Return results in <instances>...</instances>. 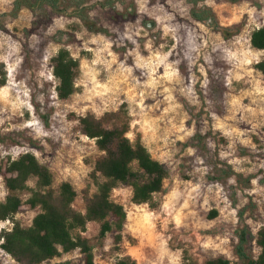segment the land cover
Wrapping results in <instances>:
<instances>
[{
	"label": "rangeland",
	"instance_id": "374dc122",
	"mask_svg": "<svg viewBox=\"0 0 264 264\" xmlns=\"http://www.w3.org/2000/svg\"><path fill=\"white\" fill-rule=\"evenodd\" d=\"M15 1L0 0V14ZM77 1L106 33L75 16L37 20L28 8L0 21V201L6 163L32 152L51 169L56 189L73 184L74 207L85 211L83 191H97L90 174L102 152L79 117L124 110L128 136L140 135L169 177L153 205L135 204L130 186L113 191L128 214L123 241L100 239V225L90 223L85 236L96 263L131 256L138 264H207L222 256L240 264V214L254 233L264 226V74L255 67L264 51L251 44L264 27V0ZM194 1L239 33L226 38L193 20ZM61 48L80 60L78 91L67 100L58 97L52 68ZM38 213L24 205L17 219L29 227ZM11 227L0 222V264H21L1 248V232ZM80 263L77 250L44 264Z\"/></svg>",
	"mask_w": 264,
	"mask_h": 264
},
{
	"label": "trees",
	"instance_id": "16d2710c",
	"mask_svg": "<svg viewBox=\"0 0 264 264\" xmlns=\"http://www.w3.org/2000/svg\"><path fill=\"white\" fill-rule=\"evenodd\" d=\"M194 4L190 16L196 22L211 27L226 38L239 33L240 28L231 30L221 26L211 7H199L198 1H194ZM23 8L31 10L37 20H44L51 15L75 16L89 31L107 32L92 19L86 6L73 0H16L13 11L10 14H0V21L7 16H17ZM66 40L63 39L64 42ZM251 44L255 49L264 51V27L252 32ZM255 67L264 74V60ZM52 68L53 75L58 80V97L61 100L71 98L78 91L80 60L67 48H61L52 58ZM0 83L3 86L5 80ZM79 125L82 133L94 140L102 152L90 174L97 191L91 193L90 188L83 191L85 211L74 207L79 193L73 184L65 181L56 189L51 169L42 164L34 153H24L6 163L3 177L7 196L4 201H0V222L10 221L12 227L1 232V248L18 263L44 264L78 250L82 254L80 264H97L94 247L85 236L88 225L92 222L99 224V238L103 240L112 234L119 247L128 219L125 207L113 199V191L121 185L130 186L132 201L137 205H153L155 195L164 191L169 170L152 155L140 135L135 140L128 136L130 121L126 111L108 112L103 117L88 113L79 117ZM33 180L35 186L31 187L29 183ZM25 192L30 193L26 200L22 197ZM24 205L39 209L29 227H24L17 219ZM217 213L214 211L213 217ZM243 217L242 212L236 230L234 253L240 264H264V226L254 233ZM254 245L260 250L257 256L253 254ZM231 263L230 259L222 256L207 262ZM114 264L138 262L131 256H123Z\"/></svg>",
	"mask_w": 264,
	"mask_h": 264
}]
</instances>
